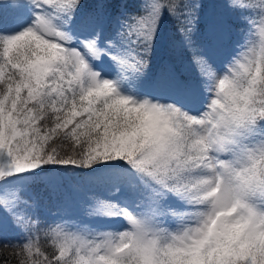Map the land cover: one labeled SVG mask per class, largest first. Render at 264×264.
<instances>
[{"label":"trees","instance_id":"16d2710c","mask_svg":"<svg viewBox=\"0 0 264 264\" xmlns=\"http://www.w3.org/2000/svg\"><path fill=\"white\" fill-rule=\"evenodd\" d=\"M41 1L57 26L72 17H80L69 25L74 29L94 16L103 21L95 33L111 42L123 72L108 82L90 77L73 42L36 24L22 29L8 53L0 33V187L26 181L30 192L19 197L26 212L33 196L40 200L44 177L67 174V195L77 202L70 185L79 187L81 198L102 199L104 188L122 181L102 179L95 189L87 182L127 172L134 174L147 212L163 211L199 187L219 129L226 126L240 140L258 138L264 127V37L256 27H264V0H237L242 12L234 11L239 16L221 27L229 32L222 40L210 27L228 0H156L160 16L147 19L155 28L153 41L139 29L147 8L135 0ZM26 4L0 0V24ZM234 48L235 57L229 53ZM214 66L219 78L209 93L206 139L188 99L193 84H210ZM261 147L236 177L240 206L264 200V142ZM59 193L55 202L61 206L66 197ZM28 214L13 230L0 229V264H264V212L254 219L239 209L228 221L226 212L219 213L199 245L175 244L161 231L150 251L133 238L128 245L123 235L112 240V256L100 237L80 245L44 211ZM119 226L111 227L114 237Z\"/></svg>","mask_w":264,"mask_h":264},{"label":"rangeland","instance_id":"374dc122","mask_svg":"<svg viewBox=\"0 0 264 264\" xmlns=\"http://www.w3.org/2000/svg\"><path fill=\"white\" fill-rule=\"evenodd\" d=\"M23 1H27V4L19 6V12L13 13L10 21L0 24V33L3 35L6 53L15 48L14 45L18 35L23 31L22 29H26L31 24H36L46 34H59L73 42L80 49V52H77L90 77L104 82L118 80L121 77L123 69L118 66V57L113 48L110 47L111 42L107 38L99 40L95 33L102 26L103 21L95 22L97 17L94 16V20H90V18L88 19L90 21H85L81 29H74L69 25L79 21L80 17H72L68 23L62 21L57 26L54 23L52 14L46 10L47 6L44 2L47 1ZM135 2H140V7L144 5L147 8V16L141 19L139 29L147 38L152 35L147 41H153L155 28L147 19L151 18L154 21V17L159 18L160 14L157 10L159 5L156 0H135ZM239 3L237 0H228L223 3L225 6H221V13L218 14L216 20L217 23L213 24V28L210 27L212 31L215 29L217 40H222L224 37L228 38L226 36L229 32L227 30L224 32L221 27L227 25L232 17L239 16L234 13L237 10L239 13L242 12V9L238 6ZM104 12L102 9L97 11L99 16L103 15ZM146 28L148 29L146 30ZM256 30L261 32L264 37V27H256ZM102 32L105 34L107 28H103ZM117 35L118 30L112 33V37ZM231 40L238 45L237 35ZM241 45L239 41V49L242 47ZM250 45L251 41L249 48ZM229 53L235 57L238 54V49L234 48ZM228 57L231 58L227 55ZM218 73L219 68L217 66L212 67L210 84L207 87L193 84L188 99L191 113L200 118L202 129L205 132L203 136L206 139L205 130L208 122L205 117L209 116L212 109V99L209 93L217 85ZM172 93L175 92L172 91ZM178 99L180 102L183 101L180 95ZM261 130L256 135L258 138L252 135L253 137H248L249 139L240 140L238 133L233 134L234 132L231 130H226V126L219 129L213 144L214 149L208 150L206 171L197 178L199 187L181 197H176L172 208L167 205L161 208L162 211L152 207L147 212L143 207V198L137 194V184L133 173L127 172L110 176L99 175L88 181L87 186L92 189H95L96 183H100L102 179L105 181L120 179L122 181L119 187L104 188L99 194L100 198L103 197L102 199L96 197L81 198L79 187L70 185L69 190L74 192V196L78 198L77 202H72V198L66 192L64 183L70 181L68 180L69 176L67 174H64V176L54 174L42 179V186L38 189L40 200H36L35 197L37 196H33V200H29L31 208L27 212L25 206L22 208L19 204L21 193L25 195L26 191L30 192V187H28L26 181L0 187V229L13 230L19 219H26L29 216L28 213L37 214L39 210H42L52 218L54 224L62 229H68L70 240L76 241L80 245L89 243V237L93 236L94 239L100 237V246L107 247L109 251L112 240L115 239L118 242L125 235V241L128 242L129 240L128 245L131 243L130 241H133V238L152 251L156 233L161 231L166 232L170 237V241L175 244L199 245L219 213L226 212L229 216L227 215V218L224 216L223 221H228L234 218L239 209L249 212L254 219L259 218L264 212V200L248 201L244 204L245 206H240L237 199L241 193V187L238 189L235 184L236 177L241 173L244 162L262 148L264 127ZM47 190L50 193H47ZM59 192L64 193L66 197L64 204L61 206H58L55 202V197L60 194ZM49 194L53 196L51 201ZM112 198L115 200L110 201ZM85 201H87L86 208L81 207ZM114 223L120 225L115 233L116 237H114L111 228ZM118 245H121V243ZM114 253V250L109 251V256L114 255ZM186 263L188 261L184 262V264Z\"/></svg>","mask_w":264,"mask_h":264}]
</instances>
